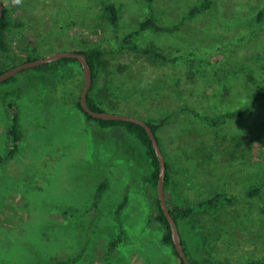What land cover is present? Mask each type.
Returning <instances> with one entry per match:
<instances>
[{
    "label": "rangeland",
    "instance_id": "rangeland-1",
    "mask_svg": "<svg viewBox=\"0 0 264 264\" xmlns=\"http://www.w3.org/2000/svg\"><path fill=\"white\" fill-rule=\"evenodd\" d=\"M2 1L12 21V49L9 57L0 55L1 70L26 62L29 54L42 58L100 46L105 56L93 95L106 108L120 105L117 114L168 118L158 136L172 177L170 206H198L217 194L232 199L182 222L192 260L264 261V106L259 114L218 125L194 114L235 111L264 84V24L256 18L264 0H216L193 18L188 13L201 0H155L161 24L180 30L145 32L135 42L157 47L173 63L120 51L99 0ZM110 1L121 10V36L151 15L146 0ZM15 76L0 86V155L10 143L11 101L22 134L19 153L0 167V263L78 257L73 264H179L155 219L145 147L123 128L88 121L77 106L85 86L82 65ZM122 81L126 89L116 90ZM258 187L259 194L248 195ZM121 229L124 240L109 257Z\"/></svg>",
    "mask_w": 264,
    "mask_h": 264
},
{
    "label": "trees",
    "instance_id": "trees-1",
    "mask_svg": "<svg viewBox=\"0 0 264 264\" xmlns=\"http://www.w3.org/2000/svg\"><path fill=\"white\" fill-rule=\"evenodd\" d=\"M99 2L102 6V12L105 16V19L107 20V22L109 23V25L113 29V33L115 34V38H116L117 42L119 43V50L120 51L130 50V51H133L135 54H139V55L142 54L144 56H147V58L153 60L154 62H163V61L172 62V63L175 62L174 58L168 57L165 53L160 51L157 47L156 48L152 47V46L141 47L138 45L137 42H135V40L138 39L145 32L153 31L155 33L172 34L174 32H177L178 30H180V25H178V24L171 25V26H164L161 24V22L159 21V18H157V16L154 14V12H155V0H146L148 8L151 12V15L146 17L142 21H140L138 24V27L136 29L130 31L129 33H127L125 36H121L120 32H119L122 17H121V10L118 7V5L116 3L110 1V0H99ZM216 3H217L216 0H201L198 5H196L195 7H193L189 11L188 17L193 18L198 14L210 11V10H212V8H214V6H216ZM256 18H257V22L259 24H264V8H262L259 11ZM11 26H12V21L9 19L8 10L4 6L3 16H2V20H1L0 55L6 54V55H8V57H9V53L11 52V49H12L11 44H10ZM76 52L84 53L87 56L89 64L93 70V74H94L93 85H92L91 91L88 95V103H89L90 107L93 110L98 111V112L115 113L118 109L121 108L120 105H118L116 108H113V109L106 108V105H107L106 102L98 100L93 95V92L96 88L97 78L101 72V64L103 63L105 52L103 51V49L100 46H94V47L84 49V50H79ZM36 59H38V58L35 57L34 55L29 54L26 62L27 61H33ZM70 62H79V60L76 58L66 57V58H62L56 62L48 63V64L38 66V67H35L32 69H34V70L35 69H41V68L46 69L50 66H51V68L57 69V68H59V66L66 65ZM15 66H17L16 63H13L12 65H9V66H5L4 70L0 69V74L11 69V68H13V67H15ZM16 80H17L16 76H13L9 80L0 83V86L2 84L9 83L11 81H16ZM122 82L123 83H121L119 85V87L116 88V90L126 89L123 86H126V84L128 82H125V81H122ZM131 86L134 88V90H137L135 92V95L138 94L140 91L139 83L136 82V83L132 84ZM130 96H132V95H130ZM248 96H249V101L246 103V105H244L241 108H238L235 111H228L224 115H221L218 117L200 116V114L196 111H194V114L197 117L204 118L205 120L210 122L212 125H218L221 122H224V121L226 122L228 120H232V119H236V118L237 119L238 118H244L250 114H259L261 112L262 107L264 106V84H261L260 86H258ZM80 100H81V98H80ZM80 100L78 101L77 106L83 111V113L85 114L88 121H96L103 128H123L127 133L132 135L137 141H139L145 147L146 155L150 159L151 165L153 167V171L150 173L149 178H150L151 184L153 185V188H154L153 193L155 191V194L152 193L153 198L155 199V203L157 205L155 219L162 225L163 230H164L162 242L165 245L171 246L173 251L175 252V254L180 258V255L177 252L175 244H174L171 225H170V223H169V221H168V219H167V217L163 211V208L161 207L160 200L158 198L157 187H158V181H159V175H160V161H159L158 155H157L156 150L153 146V142H152V139H151L148 131L146 130V128L144 126L137 124V123L129 122V121L96 119L84 111V109L82 108ZM9 106H10V111L12 113V123H11L9 130H8V133L10 136V143H9V147L7 149V152L5 154L0 155V167L6 166L9 162H11L15 159V157L17 156V154L20 151V143L22 141V134H21V131L19 128V116L17 113L16 102L11 101L9 103ZM140 119H143L152 127L153 131L155 132V134L159 140L160 146H161V142H160V138L158 136V133H159V131H161L166 126L168 118L162 119L160 121H154V122L149 121L145 118H140ZM161 149H162V147H161ZM166 164H167V162H166ZM171 178L172 177L169 173V165L167 164L165 192H167V190L170 188ZM106 186H107V183L104 182L99 187L98 193L96 195V200L94 203L95 207L99 203V200H100L102 193L105 190ZM260 192H261V188L258 187V188L252 189L248 195L252 197V196L259 194ZM223 199L230 202V203L232 201L231 198H228L227 196H225L223 194H217L216 196H214L210 199L200 201L198 206H189V205L188 206H181V205H177V204L174 206H170L169 202H168V204L170 206L171 213H172L174 219L176 220L177 225H178L179 230H180L182 222L187 221V220L188 221L194 220L195 219L194 217L197 214H200V213H202V211H204L202 209L216 207V206H218V204ZM126 202H127V199L121 205V208H123L126 205ZM180 233H181V231H180ZM124 236H125V230L121 229L120 230V236L118 237V239L112 241L110 246H109V250H108V256L109 257L111 255V253L118 247V245L124 240ZM182 241H183V246H184V249L186 251V254H187L189 260L191 262H193L194 264H198L196 261H194L190 258V254L187 250L188 244L183 239V237H182ZM108 259H110V258H108ZM77 261H78V257H75V258H70L67 260L53 261V262H49L46 264H73ZM204 262H205V264H237V263H232V262L214 261L210 258L205 259ZM262 262H264V261L256 260V261L251 262L250 264H262ZM0 264H15V263L3 262ZM179 264H184V262L181 260V262Z\"/></svg>",
    "mask_w": 264,
    "mask_h": 264
},
{
    "label": "water",
    "instance_id": "water-1",
    "mask_svg": "<svg viewBox=\"0 0 264 264\" xmlns=\"http://www.w3.org/2000/svg\"><path fill=\"white\" fill-rule=\"evenodd\" d=\"M3 10H4V4L3 1L0 0V35H1V20L3 16ZM76 58L79 60L83 67V72H84V77H85V86L82 91L81 95V105L82 108L86 113H88L90 116L96 118V119H103V120H118V121H129L133 123L140 124L146 128L148 131L152 142L153 146L156 150V153L158 155L159 161H160V175H159V181H158V187H157V194L158 198L160 200L161 207L163 208V211L171 225L172 228V233H173V239H174V244L176 247L177 252L180 255V259L184 262V264H194L191 262L186 254V251L183 246V241H182V236L179 230V227L177 225L176 220L174 219L170 206L167 201L166 197V192H165V184H166V174H167V164L165 160V156L163 154V151L161 149L159 140L153 131L152 127L143 119L132 117V116H127V115H122V114H117V113H111V112H98L93 110L89 103H88V95L91 91L92 85H93V70L89 64L88 58L84 53H79L76 51L73 52H57L55 54H52L48 57H42L38 58L33 61H27L24 62L20 65H17L3 73L0 74V83L9 80L13 76L17 75L20 72H23L27 69L35 68L38 66H42L48 63L56 62L62 58Z\"/></svg>",
    "mask_w": 264,
    "mask_h": 264
},
{
    "label": "clouds",
    "instance_id": "clouds-1",
    "mask_svg": "<svg viewBox=\"0 0 264 264\" xmlns=\"http://www.w3.org/2000/svg\"><path fill=\"white\" fill-rule=\"evenodd\" d=\"M14 3L20 4L21 3V0H14Z\"/></svg>",
    "mask_w": 264,
    "mask_h": 264
}]
</instances>
